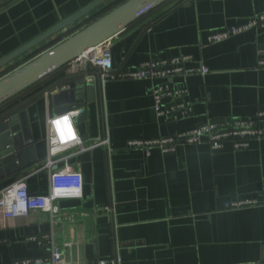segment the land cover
Instances as JSON below:
<instances>
[{
	"label": "crops",
	"instance_id": "obj_1",
	"mask_svg": "<svg viewBox=\"0 0 264 264\" xmlns=\"http://www.w3.org/2000/svg\"><path fill=\"white\" fill-rule=\"evenodd\" d=\"M94 1L14 0L1 8L0 60ZM114 1L103 2L21 53L0 67V74L21 63L20 67L54 39L81 30L87 19ZM177 2L111 38L108 52L115 71L177 56H190L189 66L205 65L209 69L205 76L168 80L187 88L192 114L177 122L156 117L150 89L162 81L103 83L100 79L99 101L89 106L87 117L73 112L75 131L86 150L72 147L51 158L45 139L47 121L63 105L51 96L66 86L58 80L47 84L52 88L18 111H26L27 121L17 122L29 131L37 162L0 179V192L25 179L31 195H48L51 174L69 166L82 178L80 194L60 192L53 215L37 210L13 219L3 218L0 198V264L49 260L50 245L44 237L62 252L60 264L115 259L120 264H264V205L234 206L246 200L263 201L264 118L259 123L262 138L241 151L230 143L219 151L203 143L166 154L157 148L147 153L127 147L130 141L165 138L210 120L264 113V68L258 66L264 29L207 42L212 33L264 13V0ZM82 69L73 62L61 74L69 78ZM101 140L106 147L90 148Z\"/></svg>",
	"mask_w": 264,
	"mask_h": 264
},
{
	"label": "built area",
	"instance_id": "obj_2",
	"mask_svg": "<svg viewBox=\"0 0 264 264\" xmlns=\"http://www.w3.org/2000/svg\"><path fill=\"white\" fill-rule=\"evenodd\" d=\"M263 14V15H262ZM252 28L264 29V13L255 15L250 18L246 24L224 28L212 34L208 41L210 43H219L232 36L241 34ZM108 42V41H107ZM259 66L264 67V49L259 50ZM191 60L190 56H177L168 59L147 61L139 66L121 73H116L112 66V60L108 52L106 42L100 46L86 52L83 56L77 58L74 62L78 67H85V62L89 66L98 70L99 78L104 83L105 81H112L115 79H131V80H165L172 79L180 75H190L199 73L205 75L208 69L204 65L197 68H188L187 63ZM151 97L153 100V108L158 117H165L170 120H177L178 118H186L190 110L187 101L180 99L187 96V90L184 88L171 87L169 84H157L150 89ZM174 103L170 109H161L166 101ZM178 101V102H177ZM176 102V104H175ZM77 114L69 112L65 115H54L47 121L46 141L48 144L50 157L53 158L57 154L64 152L72 147H78L80 151H85L82 141L78 137L73 119ZM264 116V113H259L257 118ZM262 131L258 127L257 122L251 119H227L210 123L202 126L199 129L190 130L185 133L179 134L176 138H162L154 140H134L127 144L130 149H142L149 153L153 147L160 148L163 153L174 151L175 144L184 140L187 144L200 143L206 141L213 151H218L223 148L224 143L230 142L235 150L246 149L251 140L261 139ZM97 146H107L105 140L98 143H93L90 148ZM89 148V147H88ZM51 166V162L47 167ZM50 192L48 195L34 196L28 192L25 179H19L16 182L6 186L0 192L2 202V216L5 219H13L17 217H25L30 211H47L51 215L57 212L55 202L62 197L60 192L73 191L80 189L82 185V178L80 174L73 171L69 166H65L60 171H55L50 177ZM264 193V187L262 192ZM247 203V204H246ZM257 200L240 202L234 204L236 207L258 205ZM49 241L51 257L48 260L50 264H60L62 262V252L54 245L51 238L44 237ZM32 241H37L36 238H30ZM44 241V240H43ZM39 244L41 240L37 241ZM42 263L41 259H26L15 264H39ZM98 264H120V259L115 261H100Z\"/></svg>",
	"mask_w": 264,
	"mask_h": 264
},
{
	"label": "water",
	"instance_id": "obj_3",
	"mask_svg": "<svg viewBox=\"0 0 264 264\" xmlns=\"http://www.w3.org/2000/svg\"><path fill=\"white\" fill-rule=\"evenodd\" d=\"M106 1L95 0L71 17L1 59L0 67ZM168 1L127 0L73 35L44 50L32 60L12 70L0 78V106L26 89L43 81L62 67L71 64L86 52L109 41L132 23ZM82 68L65 81L63 86L66 87L61 89L58 95L51 96L52 100L59 99L63 104L61 108L54 111V115H65L77 111L79 115L86 118L90 110L89 106L98 103V88L101 82L98 76L92 74L94 68L89 66L87 62H85V67ZM95 89L97 91L96 95ZM25 114L26 111L21 110L0 120V179L13 176L24 169L25 165L37 162L33 150V141L28 137L29 131H25L17 122L22 120V124H24L27 121Z\"/></svg>",
	"mask_w": 264,
	"mask_h": 264
},
{
	"label": "trees",
	"instance_id": "obj_4",
	"mask_svg": "<svg viewBox=\"0 0 264 264\" xmlns=\"http://www.w3.org/2000/svg\"><path fill=\"white\" fill-rule=\"evenodd\" d=\"M14 0H0V9L1 8H3V7H5V6H7V5H9L10 3H12ZM125 1H127V0H115L114 2H112L110 5H108L107 7H105L104 9H102L101 11H99L97 14H95V15H93L91 18H89V19H87L86 20V23H85V25H89V24H91L92 22H94V21H96L97 19H99L100 17H102V16H104L105 14H107V13H109L110 11H112L113 9H115L116 7H118L119 5H121L122 3H124ZM173 0H169L168 2H166L165 4H163V5H161L160 7H158V8H156V9H154V10H152V11H150L148 14H146L145 16H143V17H141L140 19H138L137 21H135L134 23H132L131 25H133V24H136V23H138V22H141L142 20H144V19H146L147 17H150V16H152V15H157V13H159V12H161L163 9H165L164 7H166L169 3H171ZM175 1V0H174ZM173 1V2H174ZM178 2L177 3H181L183 0H177ZM130 25V26H131ZM151 25V23H148L147 24V26L146 27H148V26H150ZM231 27H235V26H231ZM82 28V27H81ZM226 28H230V27H226ZM258 29H262V28H258ZM216 33V32H215ZM69 34H71V33H69ZM212 34H214V33H212ZM211 34V35H212ZM211 35H209L208 36V38L211 36ZM233 37V36H232ZM64 38H66V35L64 36V37H58V38H56V39H54L53 41H51L47 46H45V47H43L41 50H39V51H37V52H35V53H33L31 56H29L25 61H24V63H27L28 61H30V60H32L34 57H36L37 55H39L41 52H43L44 50H46V49H48V48H50V47H52V46H54L55 44H57V43H59V42H61ZM208 38H207V42L208 43H210L209 41H208ZM229 39V38H228ZM227 40V39H226ZM222 42V41H221ZM261 49H264V47L263 48H261ZM261 49H259V50H261ZM259 52V51H258ZM171 58V57H170ZM259 53H258V62H259ZM192 60V59H191ZM191 60H190V62L189 63H187V67L188 68H197V67H199L200 65H202V64H199V63H197V64H195L194 66L192 65V66H189V64L191 63ZM145 62H147V61H145ZM144 63V62H143ZM21 64V63H20ZM20 64H17L16 66H14V68H11V69H9V70H7V71H5V72H3V73H1L0 74V78H2V77H4L6 74H8L9 72H11L12 70H14V69H16L17 67H19V65ZM142 64V63H141ZM140 65V64H139ZM139 65H137V66H139ZM67 66V65H66ZM66 66H64V67H62L61 69H59L57 72H55L54 74H52V75H50V76H48L47 78H45L43 81H41V82H39V83H37V84H35V85H33L32 87H30V88H28V89H26L25 91H23L22 93H20V94H18L17 96H15V97H13L12 99H10L9 101H7L6 103H4L3 105H1L0 106V120H2V119H4V118H7V117H9V116H12V115H14L16 112H18L21 108H23V106L26 104V103H28L29 101H31V100H34V99H37V97L44 91V90H46L47 88L48 89H50V88H52V87H50V86H52L53 84H55V82L58 80V81H60L61 82V85H63L64 83H65V81L67 80V79H69V78H67L65 75L63 76V74H61L62 73V70H63V68H65ZM137 66H135V67H137ZM205 66V65H204ZM258 66H259V64H258ZM135 67H132L131 69H133V68H135ZM259 67H261V66H259ZM207 68V67H206ZM261 68H264V67H261ZM130 69V70H131ZM208 69V68H207ZM209 70V69H208ZM127 71V70H126ZM126 71H116V73H121V72H126ZM129 71V70H128ZM208 73H209V71H208ZM207 73V74H208ZM92 74L94 75V76H98V78H99V74H98V70L97 69H95L94 68V71L92 72ZM207 74H205V75H207ZM205 76V75H200L199 73H194V74H190V75H187V76H185V75H180V76H176V77H184V78H186V77H190V76ZM176 77H173L172 79H174V78H176ZM60 79V80H59ZM99 80H100V78H99ZM117 80H131V79H115V80H112V81H117ZM143 80H150V79H143ZM131 81H142V80H131ZM151 81V80H150ZM152 81H156V80H152ZM159 81H162L163 83H160V84H164V83H166V84H169L168 83V79H165V80H159ZM52 84V85H48V87L46 86L47 84ZM59 84V83H58ZM154 85H157V84H154ZM169 86H171V87H177V88H184V89H186L187 90V88H185V87H183V86H173L172 84H169ZM30 90H32V91H34L33 92V94H27L26 92H28V91H30ZM24 93H26L27 95H24ZM150 95H151V93H150ZM182 100H185V101H187V103L189 104V108H190V110L188 111V113H187V118L192 114V112H193V104H192V101L188 98V90H187V96H185V97H183V98H181L180 99V102L182 101ZM178 102V101H177ZM175 104H176V102H175ZM152 105H153V100H152ZM164 107L163 108H161V109H164V110H166V108H171L172 106H174V103L173 102H171V101H166L165 103H164ZM153 111H154V113H155V115H156V112H155V110H154V108H153ZM260 113V112H259ZM259 113H257L254 117H251V118H237V119H251V120H254L255 122H257V125H258V127H259V123H260V121H262V119L264 118V116H262L261 118H257V115L259 114ZM156 117L157 118H159V119H162V120H164L165 122H177V121H179V120H182V118H178L177 120H170V119H166L165 117H163V116H161V117H158L157 115H156ZM228 119H234V118H228ZM220 120H227V119H219V120H210V121H207L206 123H204L203 125H201V126H199V127H197V128H194V129H192V130H195V129H199V128H201L202 126H205V125H208V124H210V123H213V122H217V121H220ZM260 128V127H259ZM261 129V128H260ZM190 131V130H189ZM262 131V130H261ZM185 132H187V131H184V132H180V133H175V134H173V135H170V136H168V137H165V138H169V137H171V138H176V136L177 135H179V134H182V133H185ZM262 136H263V132H262ZM262 138V137H261ZM160 139H162V138H160ZM254 140H257V139H254ZM254 140H251V141H254ZM260 140V139H259ZM250 141V142H251ZM203 143H205V144H207L209 147H210V145L206 142V141H202V142H200V143H196V144H187L186 142H184V140H181L180 142H178V143H176L175 144V147H174V151L173 152H169V153H174L175 151H176V149L178 148V147H182V146H187V145H199V144H203ZM227 143H230V142H226V143H224V145L225 144H227ZM231 144V143H230ZM224 145H223V147H224ZM232 145V144H231ZM249 145H250V143H249ZM249 147V146H248ZM153 148H157V147H153ZM232 148H233V146H232ZM157 149H159L161 152H162V150L160 149V148H157ZM210 149H211V147H210ZM234 149V148H233ZM212 150V149H211ZM235 150V149H234ZM241 150H244V149H241ZM241 150H235V151H241ZM213 151V150H212ZM219 151V150H218ZM166 154V153H165ZM264 187V186H263ZM262 187V188H263ZM28 189V188H27ZM261 192H262V189H261ZM259 202V201H258ZM259 205H264V197H263V201L262 202H259V204L258 205H252V206H259ZM236 207V206H235ZM242 207H245V206H242ZM29 238H31V237H29ZM24 260H26V259H24ZM32 260H34V259H32ZM42 260V259H41ZM116 260V259H115ZM17 262H20V261H17ZM44 262H47V263H49L48 262V260H42V263H44ZM16 263V262H15ZM42 263H39V264H42ZM50 264V263H49Z\"/></svg>",
	"mask_w": 264,
	"mask_h": 264
},
{
	"label": "rangeland",
	"instance_id": "obj_5",
	"mask_svg": "<svg viewBox=\"0 0 264 264\" xmlns=\"http://www.w3.org/2000/svg\"><path fill=\"white\" fill-rule=\"evenodd\" d=\"M173 1H174V0H173ZM173 1H172V2H173ZM175 1H177V0H175ZM172 2H171V3H172ZM171 3H169V4H168L166 7H164V8L166 9L167 7L171 6ZM165 9H163V10H165ZM163 10H162V11H163ZM262 15H263V14H262ZM71 32H72V31H71ZM75 33H76V32H75ZM73 34H74V33H71V34L67 35L66 38L69 37V36H71V35H73ZM64 36H65V35H64ZM64 36H62V37H64ZM66 38H64V39H66ZM64 39H63V40H64ZM104 43H105V42H104ZM106 45L108 46V45H109V42H106ZM72 63H73V62H72ZM77 65H78V64H77ZM247 201H254V200H246V201H241V202H247ZM237 203H240V202H237ZM246 204H247V203H246Z\"/></svg>",
	"mask_w": 264,
	"mask_h": 264
}]
</instances>
